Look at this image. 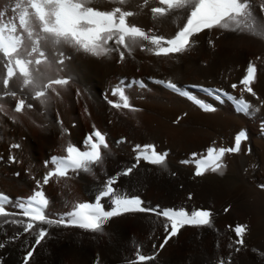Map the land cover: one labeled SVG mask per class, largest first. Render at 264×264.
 Wrapping results in <instances>:
<instances>
[{"label": "bare ground", "instance_id": "bare-ground-1", "mask_svg": "<svg viewBox=\"0 0 264 264\" xmlns=\"http://www.w3.org/2000/svg\"><path fill=\"white\" fill-rule=\"evenodd\" d=\"M142 2L131 0L127 6L139 12L130 18L133 23L145 30L155 28L165 36L175 31L170 19L152 20L150 7L156 6V0H150L149 6L141 11L136 6ZM251 2L255 13L264 17L259 7L264 0ZM9 3L14 4V0H0V10ZM96 6L101 10L112 7L107 0H100ZM195 40L197 43L191 50L168 57L156 56L139 47L130 56L126 53L123 62L116 53L110 59L77 54L67 62L69 68L59 73L64 77L71 73L74 79L67 88L54 86L60 96L50 92L51 99L46 105L28 100L33 103V109L20 114L13 111L15 100L11 97L0 101L5 104L4 112H0V192L13 200L26 199L36 188L35 180H42L51 168V165L46 168L44 161L53 155H66L69 142L82 145L95 125L107 133L109 150H104V162L93 166L92 172L70 174V178L52 177L49 184L43 185L50 201L47 210L50 218L70 211L76 202L89 200L98 185L133 163L135 144L155 143L158 150L169 153L167 169L142 161L133 175L120 178L119 185L123 190L138 193L153 206L210 208L215 213L214 228L186 226L161 249L164 218L158 220L151 214L127 213L114 217L99 233L45 225L49 235L41 245L35 246L30 264H128L136 248L155 256L148 264H217L219 257L229 255L232 264H264L258 254L264 252V187H261L264 185V106L245 92L246 100L260 106L259 112L246 115L236 111L234 102L227 97L217 100L188 87L223 88L239 98L242 88L239 80L251 61L258 68L253 88L264 100V39L213 29L205 30ZM160 80H172L214 105L216 111H202L187 97L168 90ZM120 81L144 82L143 88L135 85L127 89L131 103L141 111L117 110L107 103L106 96L116 99L111 96V89ZM233 83L238 84L237 89L230 87ZM13 89L18 95H30L28 90L21 91L19 80L13 82ZM10 117H16L18 122L13 123ZM240 130L246 131L248 139L242 142L239 153L225 157L227 167L223 175L207 172L195 176V165L182 163L191 159L193 152L202 153L213 141L217 146L232 145ZM122 139L124 142H119ZM14 143L21 147L12 149L10 145ZM10 156L16 157L15 163L9 161ZM237 223L248 226L246 246L239 253L235 252L239 245L228 248L230 241L238 239L229 226ZM7 231L10 235L13 228ZM33 239L31 234L24 233L8 243L0 235V240L6 243L0 249V264H21L26 254L22 245L25 240Z\"/></svg>", "mask_w": 264, "mask_h": 264}, {"label": "snow or ice", "instance_id": "snow-or-ice-1", "mask_svg": "<svg viewBox=\"0 0 264 264\" xmlns=\"http://www.w3.org/2000/svg\"><path fill=\"white\" fill-rule=\"evenodd\" d=\"M99 2L100 0H14V4H6L0 10V101L11 97L15 100L13 111L20 114H23L25 109H33V103L28 100L46 105L51 99L50 92L60 96L54 86L67 88L74 79L71 73L67 77L60 76L59 73L69 68L67 62L77 54L110 59L116 53L123 62L126 53L130 56L134 49L139 47L140 50L150 51L156 56L168 57L191 50L197 43L196 36L205 30L213 29L264 39V17L255 13L251 0H156V6L150 7L152 20L170 19L175 25V31L167 36L160 34L155 28L145 30L133 23L130 18L139 12L128 9L131 0H107L112 7L106 10L96 6ZM149 4L150 0H143L136 7L142 11ZM259 7L264 12V4ZM9 12L12 13L11 16L8 15ZM257 73V64L249 61L239 80V85L242 86L239 98L222 88L205 89L200 85L193 87L202 88L217 100L227 97L234 102L236 111L254 115L260 111V106H264V100L258 97L253 88ZM15 80L20 81L21 91L28 90L30 95H18L13 89ZM159 83L187 97L204 112L216 111L214 105L180 88L172 80H160ZM135 85L142 88L146 86L143 81H133L129 84L120 81L111 89V96L116 99H108L106 96L107 103L117 110L141 111L131 103L127 94V89ZM230 87L237 89L238 84L233 83ZM245 92L255 97L260 106L246 100L243 95ZM77 95H80L79 91ZM4 109L5 104L0 103V112H4ZM10 119L13 123L18 122L16 117ZM64 131L67 132V129ZM247 139L246 131L240 130L234 136L232 145L217 146L213 141L202 153L193 152L191 159L182 163L194 164L195 176H203L207 172L223 175V170L227 167L225 157L239 153L242 150V142ZM119 142L124 141L122 139ZM10 147L19 149L21 145L14 143ZM104 150H109L107 133L93 125V131L87 134L82 145L69 142L65 148L66 155H53L44 161L45 167L51 165V168L45 172L42 180H35L36 188L26 199L17 197L13 200L8 194L0 192V235L6 237L8 243L18 240L24 233H29L34 238L31 242L24 241L22 247H25L26 254L23 255L21 264H30L35 246L41 245L49 235L45 225L71 226L99 233L114 217L127 213L151 214L158 220L164 218V238L163 243L159 245L161 249L186 226L214 228L215 213L210 208L192 206L189 209L184 205L153 206L144 201L138 193L123 190L119 185L120 178L133 175L142 161L167 169L169 153L158 150L155 143L135 144L133 163L98 185L89 200L76 202L70 211L60 213L58 218H50L47 211L50 201L43 185L49 184L52 177L70 178V174L92 172L93 166L104 162ZM9 161L15 163L16 157L10 156ZM188 198L191 199V194ZM9 227L13 228L10 235L7 231ZM229 228L238 239L230 241L228 248L239 245L240 247L235 248V252L239 253L241 248L246 246L244 237L248 226L237 223ZM5 246V240H0V249ZM152 247L155 249L156 245L153 244ZM252 251L257 252L256 249ZM258 254L264 259V252ZM154 260V255L144 254L140 248H136L135 256L128 264H148ZM217 264H232V256L219 257Z\"/></svg>", "mask_w": 264, "mask_h": 264}]
</instances>
